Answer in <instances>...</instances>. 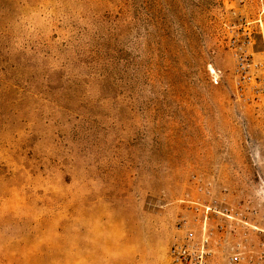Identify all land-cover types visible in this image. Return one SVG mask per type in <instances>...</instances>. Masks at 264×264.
Returning a JSON list of instances; mask_svg holds the SVG:
<instances>
[{"label":"rangeland","instance_id":"1","mask_svg":"<svg viewBox=\"0 0 264 264\" xmlns=\"http://www.w3.org/2000/svg\"><path fill=\"white\" fill-rule=\"evenodd\" d=\"M246 36L264 59V0H0V264H167L196 201L262 230L224 222L215 254L246 237L255 264L264 93L236 92L230 47Z\"/></svg>","mask_w":264,"mask_h":264},{"label":"built area","instance_id":"2","mask_svg":"<svg viewBox=\"0 0 264 264\" xmlns=\"http://www.w3.org/2000/svg\"><path fill=\"white\" fill-rule=\"evenodd\" d=\"M250 45V38L240 44L231 40L230 47L233 51L236 64L234 69L236 92L244 96L245 90L250 89L251 95L264 93V86L261 81H256L257 72H264V59L255 60L249 54L247 48ZM219 72L211 70L212 81L217 82ZM186 211L190 214L191 220L187 216L179 219L175 229L176 234L172 240L168 251L167 264H219L215 260V254L224 249L225 235L231 234V230L225 228L224 222H238L243 227L262 233L261 229L251 226L246 215L240 209H229L216 202H187ZM235 229H232L234 232ZM235 234V233H234ZM234 237V236H233ZM248 239L245 237L244 243L235 242L227 248L226 264H240L245 259L249 247ZM263 249L257 257L255 264H264V241L259 243ZM251 262V257L247 261Z\"/></svg>","mask_w":264,"mask_h":264}]
</instances>
